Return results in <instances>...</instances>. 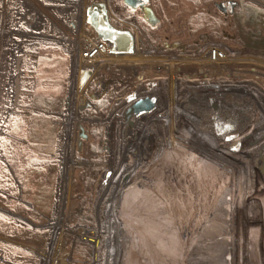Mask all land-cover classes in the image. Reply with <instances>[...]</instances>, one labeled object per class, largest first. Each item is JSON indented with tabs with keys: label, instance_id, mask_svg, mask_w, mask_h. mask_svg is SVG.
<instances>
[{
	"label": "rangeland",
	"instance_id": "obj_1",
	"mask_svg": "<svg viewBox=\"0 0 264 264\" xmlns=\"http://www.w3.org/2000/svg\"><path fill=\"white\" fill-rule=\"evenodd\" d=\"M221 1L227 0H151V6L160 19V25L152 27L144 21L140 10L129 11L123 0H113V7L118 15L132 19L140 26L143 47H137L129 61L122 62L118 60L117 55H111L100 64L96 77L92 78L76 97L78 98L77 110L75 108L74 113L76 121L75 124H71V129L76 133L79 122L88 126L89 138L84 140L82 152H76V154L84 158L87 163L90 159L92 162L101 164V166H89L85 163L86 165L78 169L71 192L74 215L79 202L83 201L90 203L87 209L93 217L92 203L96 195L97 182L106 167L119 169V166L125 162L135 164L136 183L133 182L128 189L134 186L136 188L142 180L144 171L149 169L155 161L160 160L165 150L176 152L172 147L178 148L181 144L188 146L190 150L186 149V154L179 151L178 156L172 159L177 161V165L181 161H185L186 165L183 164L178 168L173 164L165 172L157 173L160 174L159 176H165L168 181L165 186L169 189L157 190L158 181L146 186L144 190L149 189L148 191L151 192L149 194L138 191L127 193V189L123 193L124 196L122 195L119 206L121 217L123 216L122 227H125L122 228L123 239L125 237L129 243L132 232L146 224L151 216L152 220L156 216L161 220L159 228L166 232L164 241L168 243L170 248L168 250L172 252L174 264H264V121H262L264 120V93L261 91L264 88V73L256 74L253 79L258 84L260 96L258 101L260 102L252 106L247 105L249 108L247 112L242 111L241 119H244L240 121L241 124L238 123L241 126L236 125L237 128L233 126L228 131L222 132L210 125L212 122H205L200 126L199 122L196 124V121H183L182 113L175 111L178 80L174 72L178 67L182 72L196 71L201 66L198 63L201 58L195 56L194 52L197 46L204 42L220 41L238 50L241 62L229 64V66L242 67L243 70H239L241 73H247L244 69L250 67L264 71V0H237L239 5L232 14L228 15L222 13L215 5V2ZM8 2V8H5L7 11L0 7L2 12H0V50L4 48L8 55L16 56L14 59L16 78H14L19 79L20 85L16 91L17 85L14 80L12 91H6L5 94L6 98L12 95L13 105L10 107L13 110L0 122V146L2 141L10 135L12 117L18 115L23 118L22 125L25 129L31 127L33 131L31 137L34 138L37 136L35 130H44L46 122L43 119L38 123L36 120L31 121L32 116L44 115L49 118L57 134L54 150L56 160L55 152L61 125L66 126L65 121H69L70 118L67 115L71 77L69 52L74 46L81 44L80 36L86 35L87 32L85 27L80 34L71 32L65 22L71 14L73 15V11L75 12V2L69 1L71 3L69 5L67 2H62L56 8V5L49 6L43 0H24L26 4H23L20 10L17 8L16 0H8ZM64 6L68 7V11H63ZM15 21L17 24L14 23ZM115 22L117 27L122 28V24ZM62 35L63 39L60 40ZM204 35L206 39L203 38ZM176 40L181 42L178 47L164 46V41L171 43ZM150 50L155 51L151 53ZM206 65L210 64L206 63ZM140 73L154 78L152 83H146L145 86L150 84L156 88H165L163 108L166 112L163 114L166 120L154 115L141 116L128 135L129 138L126 136L129 140L125 141V137L121 139V133L118 130L120 122L115 118V114L123 108L128 96L137 90L138 84L141 83L138 77ZM102 76L106 79L95 84V80L102 79ZM93 91H97L101 99L107 103L105 109L90 100L88 93ZM82 98L87 102L91 101V107L86 108ZM24 103H29V107L24 106ZM98 112L101 114L99 115ZM105 119H108V122H105ZM110 121L113 123L111 131L115 138H107L103 133ZM91 127L97 129L100 135L92 134ZM245 129L250 132L247 134ZM207 131L217 135V138L203 135L207 134ZM143 132L148 136L153 135L152 138H147L148 141L139 139ZM239 133H241L240 136L247 134L244 136L246 140H243L242 136L240 138L242 141L239 140ZM185 135L191 140L185 139L183 137ZM48 136L51 138L52 135L48 133ZM120 139L121 144H124H122L121 159L117 154V157H113L109 163L105 159L106 154L110 151L118 153L121 150ZM137 140L142 151L140 154L136 152L135 156L132 153L135 151L132 147ZM72 142L77 147L76 138H73ZM216 143H221V147L237 143L240 151L236 155L240 163L231 158L226 161L227 157L221 151L220 154L213 153L215 151L213 145ZM152 188L157 192H152ZM182 193L184 196L179 203L177 197ZM147 197L150 198L147 203L151 204V213L146 204ZM220 204L223 207L226 205L224 211L220 212L221 215L214 211ZM158 207L160 209L155 211ZM157 211L162 212L157 214ZM50 215L51 213L47 217ZM210 216L214 217L213 224H211ZM47 217L45 220L34 222L16 217L12 220L0 219V264H37V259L28 252L26 247L41 246L45 243L48 237L47 230L36 225L44 223ZM92 219L94 221V217ZM3 221H11L9 226H13L14 234H6L7 226L3 228L6 224ZM167 226L166 231L163 228ZM255 231L257 234L254 233ZM75 254L78 259L88 256L81 245L75 246ZM126 262L125 260L124 264Z\"/></svg>",
	"mask_w": 264,
	"mask_h": 264
},
{
	"label": "built area",
	"instance_id": "obj_2",
	"mask_svg": "<svg viewBox=\"0 0 264 264\" xmlns=\"http://www.w3.org/2000/svg\"><path fill=\"white\" fill-rule=\"evenodd\" d=\"M69 1L75 2L76 9L75 12L73 11V15L71 14V17L65 20L69 30L80 34L85 27L84 29L87 32L86 35L80 36L81 44L77 47L74 46L69 52L71 90L74 83H77L80 88V77L84 69L87 68L92 71L91 80L99 72L100 64L108 56L116 54L113 51V43L102 38L95 29L88 15L89 11L98 10L102 12L109 23H111L110 19L113 16L120 24L126 23L127 28H115L131 34L133 44L130 51L133 53L137 47L143 45V41L140 37V26L136 21L118 15L114 10L113 0H44V3L49 6L56 5L57 8L62 2H67L68 5L71 4ZM64 7L63 11H68V7ZM71 22H74L75 26H72ZM62 39L63 35L60 40ZM153 51L155 50H150L151 53ZM194 55L201 58L198 62L201 64L200 70L184 71L180 73L181 75L176 76L178 83L175 111L182 113L183 121L188 119V121H196L199 124L210 123L214 120V117L218 119L220 124L225 125L226 122L230 121L231 127L213 126L216 130L226 132L225 130L228 131L229 128L236 127L240 123L242 111L249 108L247 105L252 106L260 102L258 101V84L253 79L256 74L264 73V71L250 67L244 69L247 73H241L239 70H243L242 67H230L229 64L241 62L239 51L220 41L204 42L198 45ZM206 63L210 65H206ZM153 79L149 76L141 77V83L138 84L137 90L128 96L123 108L115 114V118L120 122L118 130L121 137H125V141L126 136L128 137L133 131V127L141 117L134 119V125L131 129H126L124 122L125 110L140 97L158 95L156 109L144 115H154L164 121L166 120L163 114L166 112L163 108V105H165V88H156L150 84L145 86L146 83H152ZM82 89L84 88H80V90ZM261 91L264 93V88ZM94 92L96 95H100L97 91ZM82 101L83 104L87 102L83 98ZM98 114L101 113L98 112ZM68 116L71 119L65 121L66 126L61 125V132L56 146L57 171L51 215L47 217L44 223L36 225L45 228L48 237L41 246H28L26 249L36 257L37 264H121L124 246L119 206L124 191L133 182L136 183L134 179L135 164L125 162L119 166V169H108L106 167L99 182H97L96 195L92 203L94 221L80 222L76 220L71 206L72 185L78 169L86 165L87 161L76 154L78 149L73 145L72 140L76 138L77 141L78 128L77 133L71 129V124H75V117L69 115V113ZM105 120V122H108V119ZM109 123L104 128L103 133L107 138H115L111 131L112 122ZM121 142L120 139L119 144ZM139 147L142 149L139 142L136 141L133 146L135 156L142 151ZM120 149L118 153L108 152L105 159L110 163L113 156L116 158L117 154L121 159L122 145ZM87 164L89 166H101V164L92 162L90 159ZM76 245L83 247L88 255L86 258H77L75 254Z\"/></svg>",
	"mask_w": 264,
	"mask_h": 264
},
{
	"label": "water",
	"instance_id": "obj_3",
	"mask_svg": "<svg viewBox=\"0 0 264 264\" xmlns=\"http://www.w3.org/2000/svg\"><path fill=\"white\" fill-rule=\"evenodd\" d=\"M123 2L126 6L130 7L134 11L140 10L142 12V18L150 26L157 27L160 25V19L158 18L154 9L151 6V0H123ZM227 2H228L229 12L232 14L235 11L236 7L239 5V2L237 0H228ZM215 5L220 10L222 9L223 11L226 12V4L224 1L215 2ZM88 15L91 18V21L95 29L102 36V38L111 41L113 43V51L115 53L130 52L131 46L133 44V38L129 32L124 30H119L113 27L107 21L105 15L98 10L89 11ZM71 25L75 26L74 22H71ZM203 38L206 39L207 37L204 35ZM180 44L181 42L178 40L173 41L171 43L168 41H164L165 47L174 48V47H178ZM91 76H92V71L90 69L86 68L83 70L80 77V83H79L80 88H84L86 86ZM95 83L98 84L99 81H95ZM15 84L17 85L16 91H18L20 85L19 79H15ZM88 96L90 100L93 102L96 101L98 98H100V96L96 95L95 92H89ZM158 98H159L158 95H147L140 97L139 99L135 100L132 104H130L124 113V122L126 124V129H131L133 127L135 118L153 112L157 107ZM91 101L86 102L85 104L86 108L91 107L92 105ZM88 138H89L88 128L83 122H80L78 124V133H77V149L79 152H82L83 142ZM185 145L182 146L181 144L180 147L178 148L175 146L172 147L173 150L176 152H172L171 150L169 151L165 150V153L160 158V160L155 161L149 167L148 170L144 171V173L142 174V180L140 184L136 188H134L135 190H132L131 192L134 193L135 191L136 193L138 191L139 193L142 194L151 193L150 191H148L149 189L148 190H144V189L146 188V186H149L154 181L156 182L158 181L156 186L157 190L158 189L161 190L163 188L164 191H166L167 189H169L168 186H165L168 182L165 176H159V175L163 171L165 172L169 166L173 164L174 166L177 165V161H173L171 159L178 156L179 151L180 153L185 152L186 154V149L189 148L188 146ZM176 148L177 150H175ZM225 148H227V150L235 152V154L239 151L237 143L227 144L225 145ZM183 164L186 165L185 161L179 162L177 167L179 168ZM152 192L156 193L157 191L153 189ZM184 193L186 192L184 191ZM183 196H184L183 193L180 194V196L178 195L177 201L179 203L182 202ZM147 198L148 199H145L146 204H148L147 202L150 201V198L149 197ZM150 206L151 204H148V211L150 210L151 213ZM225 206L223 207L222 204H220L219 206L217 205L214 211L218 212V214L221 215L220 212L224 211V209L226 208ZM156 209L159 210L160 208H155V211ZM157 212H158L157 214H159V212L161 211H157ZM226 214L228 215V212ZM156 217L153 220L152 217L150 220L148 219L147 223L143 224L142 227L137 226L138 228H136L131 234L130 243H128V241L125 240L126 242L123 249V258H122L123 264L125 260L127 261L126 264H135V262L137 263V261L139 262L137 264H174L173 258L171 257L172 252L168 250L170 249L168 243H165L164 241V237H166V232L165 230L163 231L161 228H159L161 220H159V218L157 217L158 220L157 221ZM213 220L214 217L211 218V224H213L212 223ZM150 222L153 224H151ZM148 225H150V227H148ZM163 229H166L167 231L168 226Z\"/></svg>",
	"mask_w": 264,
	"mask_h": 264
},
{
	"label": "crops",
	"instance_id": "obj_4",
	"mask_svg": "<svg viewBox=\"0 0 264 264\" xmlns=\"http://www.w3.org/2000/svg\"><path fill=\"white\" fill-rule=\"evenodd\" d=\"M132 54L133 52L130 51L113 55H117L118 60L123 62L129 61ZM181 72V68L178 67L174 74L177 76ZM103 79L106 77L102 76L101 80ZM23 105L29 107L30 104ZM11 119L10 135L2 141L0 146V219L12 220L16 217L33 222L45 220L52 210L57 170L54 158L56 131L47 116L34 115L31 121L36 120L38 123L43 119L46 127L44 130H35L37 136L33 138L31 127L25 129L22 125L23 118L17 115ZM48 133L52 135L51 138ZM5 223L3 228L7 226L6 234H14L13 226H9L11 221ZM26 224L30 226L27 222ZM32 228L35 229V227Z\"/></svg>",
	"mask_w": 264,
	"mask_h": 264
},
{
	"label": "bare ground",
	"instance_id": "obj_5",
	"mask_svg": "<svg viewBox=\"0 0 264 264\" xmlns=\"http://www.w3.org/2000/svg\"><path fill=\"white\" fill-rule=\"evenodd\" d=\"M16 2H17V4H18V6H17V8H19V10H20V7H22V5L23 4H26V2L24 3V0H16ZM43 2H44V0H43ZM8 0H0V7H2V8H8ZM12 3V2H11ZM16 4V5H17ZM51 6V5H50ZM24 7V6H23ZM11 8V7H10ZM29 8V7H28ZM13 9V8H12ZM6 10V9H5ZM10 10V9H9ZM17 10V9H16ZM7 11V10H6ZM18 11V10H17ZM25 11V10H24ZM0 12H1V10H0ZM14 12H15V10H14ZM28 12V11H27ZM31 12V11H30ZM29 12V13H30ZM2 13V12H1ZM7 13V12H6ZM1 15V14H0ZM19 15V14H18ZM29 15V14H28ZM27 15V16H28ZM21 17V16H20ZM19 17V18H20ZM23 19V18H22ZM28 19V18H27ZM4 20H5V18H4ZM4 20H3V22H4ZM18 21V20H17ZM116 20H115V18H114V16L110 19V24L113 26V27H117L114 23H116L115 22ZM9 22V21H8ZM33 22V21H32ZM118 23H120L119 21H117ZM14 23H16V21L14 22ZM17 24V23H16ZM23 24H25V22L23 23ZM6 25V24H5ZM123 26H122V28H127V24L126 23H123L122 24ZM5 27H7V26H5ZM117 28H121V27H117ZM5 31V30H4ZM14 31V30H13ZM12 31V32H13ZM5 33V32H4ZM1 34V33H0ZM5 35V34H4ZM5 38V37H4ZM66 39V38H65ZM3 40V39H2ZM1 40V41H2ZM67 40V39H66ZM65 40V41H66ZM8 41V40H7ZM68 41V40H67ZM3 42V41H2ZM67 44V43H66ZM5 45V44H4ZM70 45V44H69ZM2 47V46H1ZM69 47V46H68ZM67 48V47H66ZM69 49V48H68ZM10 51V50H9ZM71 51V50H70ZM10 54V53H9ZM15 57L16 56H14V55H8V53H7V51H6V49H1L0 50V122H1V120L4 118V117H6V116H8L10 113H11V111L13 110V108L12 107H10V106H12L13 105V98H12V95H10L8 98H6V91H12V88L14 87V80H15V69H14V59H15ZM18 57V56H17ZM148 73L150 72V71H147ZM147 73V74H148ZM143 76H145V73H143V74H138V77L141 79V77H143ZM15 77V78H14ZM80 88L78 87V84L76 83H74L73 85H72V87H71V90H70V95H69V102H67L68 103V113H69V115H72L73 117H75L76 118V115L74 114L75 113V108H76V106H77V104H78V102H77V100H78V98L76 99V97H77V95L80 93ZM7 92V93H8ZM9 94V93H8ZM11 94V93H10ZM260 97V96H259ZM68 100V99H67ZM80 102H81V99H80ZM80 105V104H79ZM256 107H258V106H256ZM262 109V108H261ZM76 110H77V108H76ZM79 110V109H78ZM255 111V110H254ZM257 111V110H256ZM246 112H247V110H246ZM252 112V111H251ZM250 113V112H249ZM260 113H262V112H260ZM67 114V113H66ZM78 114V113H77ZM245 114V113H244ZM243 114V115H244ZM253 114H256V113H253ZM68 115V114H67ZM245 115H247V114H245ZM244 115V116H245ZM253 116V115H252ZM242 117V116H241ZM247 117H248V115H247ZM261 117V116H260ZM78 118V117H77ZM251 118V117H250ZM66 119V118H65ZM244 119V118H243ZM243 119H241V121L243 120ZM188 120V119H187ZM246 120V119H245ZM261 120V119H260ZM68 121V120H67ZM76 121V120H75ZM168 121V120H167ZM250 120H248V122H249ZM262 121H264V120H262ZM261 121V122H262ZM79 122V121H78ZM230 122V121H229ZM229 122H226L225 123V125L224 124H220L219 123V121H218V119L217 118H215L214 117V120H212V123H210V125H213V126H215V127H222V128H227V127H231V122L229 123ZM241 123V122H240ZM244 122H242V124H243ZM246 123V122H245ZM252 123V122H251ZM113 124V123H112ZM189 124V123H188ZM193 124V123H192ZM195 124V123H194ZM196 124H197V122H196ZM258 124V123H257ZM239 125V124H238ZM248 125V124H247ZM262 125V124H261ZM120 126V125H119ZM119 126H117V127H119ZM161 126V125H160ZM200 126H201V124H200ZM241 126V125H240ZM245 126V125H244ZM250 126V125H249ZM248 126V127H249ZM263 126V125H262ZM116 127V128H117ZM199 127V126H198ZM239 127V126H238ZM200 128V127H199ZM211 128V127H210ZM233 128V127H232ZM252 128V127H251ZM234 129H236V128H234ZM112 130V129H111ZM241 130V129H240ZM246 130V129H245ZM260 130V129H259ZM201 131V130H200ZM212 131V130H211ZM238 131V130H237ZM256 131V130H255ZM264 131V130H263ZM117 132V131H116ZM214 132H215V130H214ZM219 132V131H218ZM246 132H247V130H246ZM250 131L248 130V132H247V134L249 133ZM136 133V132H135ZM134 133V134H135ZM242 134H243V132H241ZM241 133H239V140H241L242 141V139H240V138H242L243 137V140L245 139L246 140V137H244V136H247V134H244V135H241L240 136V134ZM119 134V133H118ZM133 134V133H132ZM185 134V133H184ZM201 135L203 134V133H200ZM121 135V134H120ZM140 135V134H139ZM168 135V134H167ZM203 135H205V136H207V137H213V138H217L216 136L217 135H214V134H212V132L210 133L209 131H207V134L206 133H204ZM227 134H225V136H226ZM238 135V134H237ZM117 136V135H116ZM152 136L153 135H151V136H148L147 134H145L144 132L139 136V139H144V140H147V138H152ZM118 137H119V135H118ZM157 137V136H156ZM169 137V136H168ZM183 137H185V139H190L191 140V138L189 137V136H187V135H185V136H183ZM221 137V136H220ZM233 137V136H232ZM238 137V136H237ZM260 137V136H259ZM136 138V137H135ZM134 138V139H135ZM264 138V137H263ZM121 139H123V138H121ZM155 139V138H154ZM161 139V138H160ZM184 139V138H183ZM185 139H184V141H185ZM221 139H222V137H221ZM258 139V138H257ZM115 140V139H114ZM116 140H118V139H116ZM129 140V139H128ZM206 140H208V141H211V139H206ZM126 141H127V138H126ZM138 141V140H137ZM148 141V140H147ZM152 141V140H151ZM183 141V142H184ZM130 142V141H129ZM132 142V141H131ZM238 142V141H237ZM259 142V141H258ZM149 144V143H148ZM194 144V143H193ZM192 144V145H193ZM220 144L221 143H216V145L214 144L213 146H215L214 147V149H215V151L213 152V153H217V154H220V151L221 152H223L222 154L223 155H225V157H227L226 158V161H227V159L228 158H231V159H234V160H236L237 162H239L240 163V161H238V156L234 153V152H232V151H230V150H227V148H225V146H223V147H221L220 146ZM234 144V143H233ZM253 144V143H252ZM122 145V144H121ZM124 145V144H123ZM132 145V144H131ZM145 146V145H144ZM249 146V145H248ZM253 146V145H252ZM260 146V145H259ZM124 147V146H123ZM132 147V146H131ZM250 147V146H249ZM117 148V147H116ZM133 148V147H132ZM213 148V147H212ZM254 148V147H253ZM260 148V147H259ZM139 149L140 150H142L140 147H139ZM145 149H146V147H145ZM213 149V150H214ZM244 149V148H243ZM249 149V148H248ZM132 150V149H131ZM212 150V149H211ZM116 151V150H115ZM133 151V150H132ZM131 151V152H132ZM147 151V150H146ZM159 151V150H158ZM152 152V151H151ZM253 152V151H252ZM130 153V152H129ZM133 153V152H132ZM239 153V152H238ZM124 156V155H123ZM185 156V155H184ZM114 157V156H113ZM133 157H134V155H133ZM133 157H131L132 159H133ZM127 158V157H126ZM130 158V157H129ZM135 158V157H134ZM156 158H157V156H156ZM128 159V158H127ZM159 159V158H158ZM195 159V158H194ZM117 160V159H116ZM122 160H124V159H122ZM172 160V159H171ZM233 160V161H234ZM262 160H263V158H262ZM261 160V161H262ZM119 161V160H118ZM125 162V161H124ZM134 162V161H133ZM259 162V161H258ZM117 163V162H116ZM115 163V164H116ZM122 163V162H121ZM128 163H130V162H128ZM191 163V162H190ZM263 163V162H262ZM113 164V163H112ZM114 164V165H115ZM139 164H140V162H139ZM234 164V163H233ZM236 164V163H235ZM107 166V165H106ZM229 166V168H231L230 166V164L228 165ZM237 166H238V164H237ZM118 167V166H117ZM172 168V167H171ZM219 168V167H218ZM241 168V167H240ZM168 169V168H167ZM211 169V168H210ZM146 170H148V169H146ZM179 170V169H178ZM211 170H213V169H211ZM220 170V169H219ZM222 170V169H221ZM229 170V169H228ZM253 170V169H252ZM244 171V170H243ZM249 172V171H248ZM251 172V171H250ZM210 173V172H209ZM247 174V173H246ZM245 174V175H246ZM217 178V177H216ZM219 178H221V176L219 177ZM247 178V177H246ZM217 181V180H216ZM217 183H219V182H217ZM135 184V183H134ZM133 184V185H134ZM132 185V184H131ZM134 188H135V186H134ZM134 188H130V189H128L127 191V193H129V191H132V190H135ZM153 189V188H152ZM206 192V191H205ZM125 193V192H124ZM149 194V193H148ZM203 194V193H202ZM124 196V195H123ZM205 197V196H204ZM127 198V197H126ZM138 198V197H137ZM214 198H216V196L214 197ZM207 199H208V196H207ZM217 199H218V197H217ZM139 200V199H138ZM201 200H202V198H201ZM127 201V200H126ZM131 201V200H130ZM209 201H210V199H209ZM139 202V201H138ZM219 203H220V201H219ZM127 204V203H126ZM145 204V203H144ZM204 204V203H203ZM212 204V203H211ZM134 205V204H133ZM136 205H137V203H136ZM137 207V206H136ZM136 207H134V208H136ZM127 208V207H126ZM159 208V207H158ZM201 208V207H200ZM212 208V207H211ZM214 209V208H213ZM137 211V210H136ZM162 212V211H161ZM207 213V212H206ZM263 213H264V211H263ZM214 214V213H213ZM213 214H211V216L213 215ZM208 216H209V214H208ZM211 216H210V218H211ZM120 217H121V214H120ZM123 217V216H122ZM122 217H121V219H122ZM124 217H126V216H124ZM149 217V216H148ZM152 217V216H151ZM157 218V217H156ZM218 219V218H217ZM122 221V220H121ZM218 222V221H217ZM132 223H133V221H132ZM127 224V223H126ZM126 226V225H125ZM130 226V225H129ZM124 227V226H123ZM213 227V226H212ZM125 228V227H124ZM127 229V228H126ZM210 229V228H209ZM128 230H129V228H128ZM207 230V229H206ZM263 230V229H262ZM126 231V230H125ZM207 231H209V230H207ZM253 231V230H252ZM261 231V230H260ZM129 232V231H128ZM259 232V231H258ZM125 233V232H124ZM210 233H211V231H210ZM254 233H256L257 234V232L255 231ZM205 234V233H204ZM201 236V235H200ZM253 237V236H252ZM254 237H256V236H254ZM257 237H258V235H257ZM257 239V238H256ZM125 240V237H124V239H123V246H125V242L126 241H124ZM209 240V239H208ZM258 241V240H257ZM263 241V240H262ZM198 242V241H197ZM259 242V241H258ZM261 242V241H260ZM129 243V242H128ZM218 250V249H217ZM137 263H138V261H137Z\"/></svg>",
	"mask_w": 264,
	"mask_h": 264
},
{
	"label": "trees",
	"instance_id": "obj_6",
	"mask_svg": "<svg viewBox=\"0 0 264 264\" xmlns=\"http://www.w3.org/2000/svg\"><path fill=\"white\" fill-rule=\"evenodd\" d=\"M206 1V0H204ZM264 27V25H263ZM259 45V44H256ZM96 105L100 106L101 108H106L107 107V103H105V101L103 99H99L96 101ZM93 128V127H91ZM91 133L94 135H100V132L97 129H92ZM79 206L78 208L75 210V216L76 219L80 222H92L93 221V217L91 216V214L89 213L88 209L90 206V203L88 202H79ZM80 248V247H79Z\"/></svg>",
	"mask_w": 264,
	"mask_h": 264
},
{
	"label": "flooded vegetation",
	"instance_id": "obj_7",
	"mask_svg": "<svg viewBox=\"0 0 264 264\" xmlns=\"http://www.w3.org/2000/svg\"><path fill=\"white\" fill-rule=\"evenodd\" d=\"M228 1V0H227ZM227 1H224L225 2V4H226V12L225 11H223L222 9H221V12L222 13H224L225 15H228V14H231L230 12H229V7H228V2ZM224 8V7H223ZM225 9V8H224ZM220 10V9H219ZM145 21V20H144ZM238 149H239V151H240V148H239V146H238ZM238 151V152H239ZM233 152V151H232ZM237 152V153H238ZM235 153V152H234ZM220 262V261H219Z\"/></svg>",
	"mask_w": 264,
	"mask_h": 264
}]
</instances>
